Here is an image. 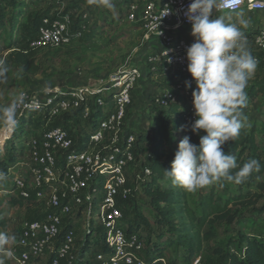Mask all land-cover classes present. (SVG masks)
<instances>
[{"label":"built area","instance_id":"obj_1","mask_svg":"<svg viewBox=\"0 0 264 264\" xmlns=\"http://www.w3.org/2000/svg\"><path fill=\"white\" fill-rule=\"evenodd\" d=\"M57 2L65 5V0ZM191 2L150 1L133 6L129 15L144 32V42L158 45L148 56L150 71L162 69L178 76L175 91L159 92L153 104L167 109L179 97L184 98L188 107L182 121L188 128L195 120L192 91L197 87L187 67V48L195 42L192 24L185 16ZM215 12L262 14L264 0H216ZM81 36L71 15L51 14L42 20L27 53L66 47ZM244 36L249 52L264 54V31ZM145 72L146 68L143 71L138 66L126 68L102 88H49L32 96L23 93L20 117L38 112L48 116L49 122L29 140L25 158L10 171L11 195L35 212V218L23 222L17 233L0 227L15 237L7 246L15 264H39L42 260L77 264L76 242L81 230L102 237L111 250L97 254L92 264H145L139 256L144 244L121 226L124 215L118 206L120 201L138 196L152 176L145 165L149 156L137 158V136L125 130L134 90L147 78ZM186 81H191V88L186 87ZM79 110H83L80 121L90 124L89 131L50 125ZM99 110L102 115L94 126L91 116ZM194 264L202 263L198 260Z\"/></svg>","mask_w":264,"mask_h":264},{"label":"trees","instance_id":"obj_2","mask_svg":"<svg viewBox=\"0 0 264 264\" xmlns=\"http://www.w3.org/2000/svg\"><path fill=\"white\" fill-rule=\"evenodd\" d=\"M102 1L65 0V5H62L57 0H0V51L10 52L0 62V65L8 70L10 65H13L26 77L36 78L42 73V68L37 63L35 53L32 52L33 54L30 55L27 51L30 41L37 36L42 20L51 14L55 16L58 13L69 14L73 18L74 28L82 34L77 42L84 39L86 33V39L95 37L99 28V20L102 21L103 27L116 23V20L108 22L109 12L105 10L102 14L98 12ZM124 2L125 5L122 8H117L116 1L111 3L120 12V19L124 17L129 20L133 6L143 5L149 1L124 0ZM34 8L41 9L32 19L29 32V26H25L23 21L31 17L30 11ZM40 11L42 13H39ZM97 13L100 15L93 20ZM236 25L238 26L237 23ZM259 32L258 28H247L243 33L252 37ZM122 36L123 32L121 36H115L109 40V44L116 43ZM1 43H3V47ZM145 47L147 49L148 45L146 44ZM61 48L47 49L46 51H60ZM250 53L259 62L258 52L251 51ZM146 73L147 77L155 83L158 92L175 91L177 75L162 69L153 73L149 66H146ZM246 94V106L241 109L242 112H245V116L241 117L244 126L240 135L234 141L226 142L222 147L226 153L237 157L238 168L233 172L238 171L239 167L251 159L260 162V170L253 171L240 184L218 181L202 188L197 194L173 186L171 179L164 174L165 169L170 170L175 152L178 150V144L184 136H189L192 143L199 145V135H195L182 121V114L188 107L186 100L179 97L167 109L155 104L148 106L146 111L148 133L142 132L136 136L137 151L140 148L149 149V157L145 161V165L151 169L152 176L142 186L143 196L140 200L139 196H136L118 203L124 215L121 226L125 228L128 235H138L144 244L139 256L145 264H194L203 252L204 244L219 236L220 225L240 224L243 221L253 225L258 218L263 217L264 205L256 207L264 200V126L256 122L251 124L248 122V118L255 103L260 100H263L264 103V84H253L248 88ZM82 113L83 110H79L73 116L65 115L58 121L54 120L52 127L68 128L69 121L80 122ZM101 115V110L92 113V125L95 126ZM35 118H38L37 125L32 126ZM48 122V116H41L38 112L24 114L18 119V124L14 127L11 137L3 143L0 149V173L4 174L3 178L12 181V177L9 175L10 171L25 158L29 140L37 134L39 128ZM22 124L24 125L23 136L19 141L14 137L16 130ZM11 190L12 187L9 191H3L4 197L13 206H23L21 201L11 195ZM142 200L145 201L143 206L139 204ZM34 218L33 216L30 220ZM8 226L9 220L3 217V213L0 212V227L7 230ZM13 231L17 233L18 228ZM261 237L259 232L247 235L244 231L239 230L236 238L228 240L225 253L222 248H216L214 252L219 256L224 253V264H264V237ZM92 239H94L92 242L98 250L92 255H87V251L92 245ZM76 243L79 246L80 241ZM80 247L77 264H92L97 254L108 249L103 238L94 237L93 233L86 237ZM0 258H4L6 264H12V260L4 254H0Z\"/></svg>","mask_w":264,"mask_h":264},{"label":"rangeland","instance_id":"obj_3","mask_svg":"<svg viewBox=\"0 0 264 264\" xmlns=\"http://www.w3.org/2000/svg\"><path fill=\"white\" fill-rule=\"evenodd\" d=\"M112 1L117 2V8H122L125 5L124 0H111V2ZM146 1L158 2L159 0ZM117 8H108L102 1L98 12L101 14L104 10L109 12L110 18L108 22L116 20V23L115 25H106L103 27L102 21L99 20V28L97 29L95 37L86 39V33L84 39L71 46L63 47L60 51L48 52L46 50H42L34 52L37 63L40 64L42 68V73L36 78L30 79L23 75L22 71L18 68L10 65L7 73L3 77H0V107L7 106L13 99L23 93L32 96L33 94H40L44 92L45 89L49 88L52 90L56 88H102L109 83L112 77L126 68L138 66L144 71L148 61V56L158 49V45L152 44L149 46L148 43H145L143 40L144 32L141 28H139L140 26L132 23L127 18L123 17L120 19L121 14ZM40 9L41 8H34L31 10V17L23 21L25 26H29V32L31 30V21ZM39 13L42 12L40 11ZM100 13L95 14L93 20H95L96 17L98 18ZM215 17L223 18L225 23H237L242 32H244L247 28H258L260 32L264 31V13L243 15L240 17L227 12H215L213 13V18ZM122 32L123 36L120 37L116 43L109 44V40L113 39L115 36H121ZM85 40L88 41L86 42ZM146 44L148 45L147 49L145 47ZM1 46L3 47V43H1ZM9 53L10 52L7 50H1L0 62H2ZM28 54L31 55L33 53L28 52ZM258 54L259 62L257 63L256 71L252 78L248 81L245 91H247L253 84H264V55H260L259 52ZM158 95L159 92L157 87L150 78H143L139 82L133 93V103L128 111L125 130L128 132L132 130L135 135H139L142 132L148 133V115L146 114V111L148 110V106L153 104ZM242 113L243 116H245V112L243 111ZM20 116L21 114L17 109V120L20 119ZM55 121H58V119ZM37 122L38 118H35L32 126H36ZM53 122L54 121L51 122V126ZM73 122L74 123L68 124V126L73 130H77V132L80 129L82 130L81 132H84V130L89 131L91 129L89 122ZM248 122L251 124L256 122L264 126L263 100H260L252 106ZM0 127H2L0 128V131L5 129L11 130L9 135L10 138L14 128L5 127L2 122H0ZM44 127L45 126L39 128L37 133ZM23 129L24 125L22 124L16 130L14 137L16 140H22ZM204 134L205 133L201 135ZM3 143H0V149ZM148 150V148H140V150L137 151V158L142 160L144 156L148 155ZM8 181L9 180L5 178L0 179V201L2 200L0 202V212L3 213V217L9 220L7 231L10 234H14L13 230L15 228H18L19 230L21 224L30 220L31 217L34 216L35 212L30 206L25 205L24 203L23 206L20 207L13 206L8 202V199L4 197L5 194L3 192L9 191L12 187V183ZM200 191L201 189L193 193L197 194ZM138 196V199L140 200L143 196L141 191ZM144 202L145 201L142 200L139 204L143 206ZM263 205L264 200L261 201L256 208ZM97 206L98 204L95 205L96 208ZM245 218H247V216H245ZM239 230L244 231L247 235L259 232L262 235L261 238H263L264 215L262 218H258L256 223L253 225L247 221H243L240 224L234 223L233 225H220L219 236L204 244L203 252L196 261L200 260L202 264H224V253L228 247V240L230 238H236ZM102 231L104 232L105 230L103 229ZM102 231H100V233H102ZM88 235H90V233L83 230L78 233V240L80 241L79 249L81 248L80 244H83ZM93 236L95 237L94 233ZM92 241H94V239H92L91 242ZM216 248H222L224 251L223 255L219 256L215 254L214 250ZM97 250V246L92 242L91 247L87 251V255H92ZM110 252L111 250L108 248L106 253L109 254ZM47 262V260H42L39 264H47ZM12 264L15 263L12 261Z\"/></svg>","mask_w":264,"mask_h":264},{"label":"clouds","instance_id":"obj_4","mask_svg":"<svg viewBox=\"0 0 264 264\" xmlns=\"http://www.w3.org/2000/svg\"><path fill=\"white\" fill-rule=\"evenodd\" d=\"M106 7L114 5L103 0ZM216 0H192L185 13L192 24L195 42L187 48L188 71L197 87L192 91L195 120L190 130L199 135V145L189 136L178 144L170 170L164 174L173 186L195 192L214 182H244L253 171L260 170V162L251 159L238 168L237 157L226 153L223 145L240 135L243 122L241 109L246 106V87L257 68V60L246 48L241 29L225 23L221 17L213 18ZM8 69L0 65V77ZM191 88V81L185 82ZM21 94L7 106L0 107V122L14 128L18 124L17 109L23 104ZM203 130L204 135H200ZM4 176L0 173V179ZM15 237L0 231V251L11 257L7 247ZM0 264H6L0 258Z\"/></svg>","mask_w":264,"mask_h":264},{"label":"bare ground","instance_id":"obj_5","mask_svg":"<svg viewBox=\"0 0 264 264\" xmlns=\"http://www.w3.org/2000/svg\"><path fill=\"white\" fill-rule=\"evenodd\" d=\"M10 132V129L0 131V143L5 142L9 138Z\"/></svg>","mask_w":264,"mask_h":264},{"label":"crops","instance_id":"obj_6","mask_svg":"<svg viewBox=\"0 0 264 264\" xmlns=\"http://www.w3.org/2000/svg\"><path fill=\"white\" fill-rule=\"evenodd\" d=\"M236 16H243V15H251V14H247V13H241V14H235Z\"/></svg>","mask_w":264,"mask_h":264}]
</instances>
